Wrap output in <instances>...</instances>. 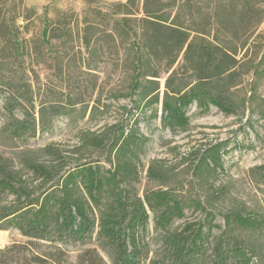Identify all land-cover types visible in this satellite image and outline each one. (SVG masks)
Masks as SVG:
<instances>
[{"label":"rangeland","instance_id":"obj_1","mask_svg":"<svg viewBox=\"0 0 264 264\" xmlns=\"http://www.w3.org/2000/svg\"><path fill=\"white\" fill-rule=\"evenodd\" d=\"M127 1L0 0V51L7 55L20 48L17 56L0 60V155L14 159L29 150L37 161L47 162L50 158L40 151L50 145L60 151L65 168L80 158L100 161L110 169L104 160L107 153L90 146L87 133L98 134L106 125L123 121L126 131L135 130L146 139L137 152L135 174L123 184L130 197L143 200L152 192L169 190L183 201L184 209L183 217L173 218L168 231L204 225L207 254L218 237H225L248 246L255 253L253 264H264V225L247 229L228 223L237 215L264 223V62L257 64L264 57V0H149L191 37L222 45L241 62L250 61V68L256 65L258 73L245 76L233 92L236 116H225L214 107L202 112L193 105L186 113L188 125L174 130L163 126L160 101L168 75L175 72L174 86L186 75L182 53L168 72L164 60L148 56L142 60L140 69L146 76L138 78L142 85L138 90L148 93L154 86L150 81H156L160 90L159 103L147 107L130 89L136 72L127 48L112 55L99 44L88 52L81 43L86 23L100 24L103 18L90 15L91 10L107 12L110 24L125 20L137 29L144 15L137 8L127 14L122 7ZM153 72L158 74L155 79L148 74ZM250 90L255 98L246 103ZM20 122L28 125L20 129ZM217 144H225L220 150L221 167L215 172L198 168L205 150ZM78 146L81 150L74 154ZM97 231L96 223L90 237L62 245L69 263L83 249L95 248L112 264ZM162 233L149 211L144 235L149 258L164 255ZM24 241L14 229L0 230V249Z\"/></svg>","mask_w":264,"mask_h":264},{"label":"trees","instance_id":"obj_2","mask_svg":"<svg viewBox=\"0 0 264 264\" xmlns=\"http://www.w3.org/2000/svg\"><path fill=\"white\" fill-rule=\"evenodd\" d=\"M152 6L149 0H128L122 5L127 14L134 12L133 8L141 10L144 18L139 20L137 29L125 20L114 19L110 24L105 17L109 15L107 12L91 10L90 15H103V18L100 24L86 23L81 43L88 52L99 44L112 55L121 47L127 48L136 72L130 89L141 96L147 107L159 103L160 90L156 81H150L154 86L148 93L138 90L142 88L138 81L144 73L140 69L142 60L145 56L164 60L168 72L182 53L181 68L186 75L174 86L175 72L172 71L161 94V121L170 130L188 125L186 113L193 105L202 112L214 107L225 116H236L238 105L233 92L242 85L245 76L258 74L256 65L250 68V61L241 62L218 43L191 37L184 28L168 21L167 11ZM19 50L15 47L7 55L4 50L0 51V60L17 56ZM263 62L264 57L257 64ZM148 74L153 79L158 75ZM253 98L255 93L250 90L245 102ZM245 102H241L243 109ZM27 125L20 122L19 128ZM247 125L251 126L250 121ZM87 135L92 138L90 146L107 153L104 160L110 163V169H105L100 161L80 158L65 168L60 163V151L50 145L40 151L50 158L47 162L37 161L29 150L20 152L14 159L0 155V230L14 229L25 238L24 242H13L0 249V264H107L95 248L83 249L76 261L69 263L67 252L62 248L69 241L90 237L96 223L97 240L110 254L112 264L147 261V264H253L255 253L248 246L225 237H218L207 254L204 225H187L180 232L168 231L173 218L183 217L184 209L183 201L176 200L171 191L158 190L143 200L130 197L123 184L135 174L137 152L146 140L135 130L126 131L123 121H118L106 125L98 134ZM13 136L22 137L21 134ZM224 146L208 147L200 157L198 168L212 172L220 168V150ZM79 150L76 147L74 154ZM197 206L200 205L197 203ZM149 211L154 213L155 228L163 232L161 242L165 253L156 259L148 257L150 251L144 242ZM229 222L247 229L264 225L262 220L241 215Z\"/></svg>","mask_w":264,"mask_h":264}]
</instances>
